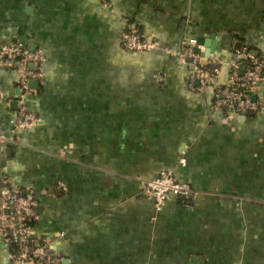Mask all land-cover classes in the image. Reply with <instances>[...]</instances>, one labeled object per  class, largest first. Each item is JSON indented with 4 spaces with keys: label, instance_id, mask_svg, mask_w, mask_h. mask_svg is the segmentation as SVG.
<instances>
[{
    "label": "crops",
    "instance_id": "obj_1",
    "mask_svg": "<svg viewBox=\"0 0 264 264\" xmlns=\"http://www.w3.org/2000/svg\"><path fill=\"white\" fill-rule=\"evenodd\" d=\"M127 27L176 51L202 45L219 76L196 89L175 56L124 50ZM3 42L45 61L25 98L37 122L0 143V187L33 191L34 233L62 264H264V74L261 112L211 107L237 48L264 55V0H0ZM15 84L1 68L5 134ZM166 169L195 193L157 209L141 184ZM12 248L0 237V264H19Z\"/></svg>",
    "mask_w": 264,
    "mask_h": 264
},
{
    "label": "built area",
    "instance_id": "obj_2",
    "mask_svg": "<svg viewBox=\"0 0 264 264\" xmlns=\"http://www.w3.org/2000/svg\"><path fill=\"white\" fill-rule=\"evenodd\" d=\"M105 1V0H102ZM122 48L129 52L144 53L162 51L175 56L190 70V80H196V89H201L220 74V62L215 58L202 56V45L185 43L178 50L163 46L158 40L147 38L135 28L127 27L121 33ZM45 61L41 49H30L19 42L0 43V69L11 68L16 72V109L9 119L10 133L0 132V143H14V132L28 129L37 122V116L26 104V96L33 91L30 80H41L40 66ZM34 64L35 66H31ZM264 74V55L253 53L247 46L235 50L229 66L227 81L217 86L213 93L211 107L224 114L246 117L261 112L263 104L252 90ZM143 196L153 201L159 209L170 195L189 198L195 192L187 182L178 181L170 169L161 171L154 178L141 184ZM37 201L29 188L10 184L4 178L0 187V237L13 246L9 253L12 261L19 264H62V257L51 249V242L36 236L32 222L37 219Z\"/></svg>",
    "mask_w": 264,
    "mask_h": 264
},
{
    "label": "water",
    "instance_id": "obj_3",
    "mask_svg": "<svg viewBox=\"0 0 264 264\" xmlns=\"http://www.w3.org/2000/svg\"><path fill=\"white\" fill-rule=\"evenodd\" d=\"M29 48H31V49H33V46L31 47V46H29ZM253 53H255V52H253ZM31 66H35L34 64H31ZM37 85V81L36 80H30L29 81V83H28V86L30 87V88H33V87H35Z\"/></svg>",
    "mask_w": 264,
    "mask_h": 264
},
{
    "label": "trees",
    "instance_id": "obj_4",
    "mask_svg": "<svg viewBox=\"0 0 264 264\" xmlns=\"http://www.w3.org/2000/svg\"><path fill=\"white\" fill-rule=\"evenodd\" d=\"M250 115H252V114H250Z\"/></svg>",
    "mask_w": 264,
    "mask_h": 264
}]
</instances>
